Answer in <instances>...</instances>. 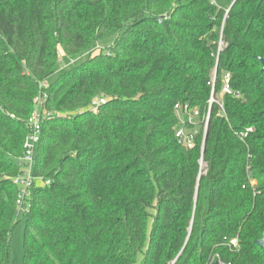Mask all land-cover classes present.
<instances>
[{"label": "trees", "instance_id": "16d2710c", "mask_svg": "<svg viewBox=\"0 0 264 264\" xmlns=\"http://www.w3.org/2000/svg\"><path fill=\"white\" fill-rule=\"evenodd\" d=\"M260 59L264 0H231L227 14L213 0H0V264L18 223L23 264H264ZM227 72L239 97L223 95L220 115L211 82L219 96ZM44 80L59 116L43 122L35 175L50 183L15 224ZM177 104L199 111L193 149L176 138Z\"/></svg>", "mask_w": 264, "mask_h": 264}, {"label": "built area", "instance_id": "2783aa9c", "mask_svg": "<svg viewBox=\"0 0 264 264\" xmlns=\"http://www.w3.org/2000/svg\"><path fill=\"white\" fill-rule=\"evenodd\" d=\"M215 3V0H213ZM229 12V8L226 9V14ZM223 49V41H220V46L218 49L219 52ZM216 78L214 77L211 85H212V93L209 99V108L216 103L220 108V115H225V106L223 101V95H236L239 97V93H235L232 88V75L230 72H227L222 77V91L221 96H215L214 86H215ZM49 86L48 80H44L40 82V91L34 97L33 104L34 109L27 120L28 133L25 137L23 143V152L22 155L18 158L17 162L20 168V173L13 178V183L17 186L18 193L16 199V215L22 216L26 214L29 210V198L32 193V189L36 184L39 185H48L50 183L49 180H43L35 175V152L37 145L39 144L42 137V128L43 122L48 119H52L55 116H59L56 112H51L46 108V101L48 100L49 94L46 89ZM106 103L105 98L96 99L93 101L91 109L96 111L101 105ZM178 116L179 122L175 129V135L178 142L187 149H193L196 143V135L198 133L197 124L198 122H194L193 119L195 117L199 118V111L197 109H190L187 106L183 107L181 104H177L175 106ZM210 111L207 113L204 124V138L208 127ZM254 131L253 127H249L246 130L238 133L239 138L242 141H245L247 136ZM205 143V139L203 140V144ZM202 163V161H201ZM247 178L248 185L256 190L257 181L253 175L251 170V166L247 167ZM229 246L232 248L239 247L238 238H233L229 241ZM214 261V260H213ZM212 261V262H213ZM211 262V263H212ZM217 264H226L222 261L218 260ZM230 264V263H227Z\"/></svg>", "mask_w": 264, "mask_h": 264}, {"label": "rangeland", "instance_id": "374dc122", "mask_svg": "<svg viewBox=\"0 0 264 264\" xmlns=\"http://www.w3.org/2000/svg\"><path fill=\"white\" fill-rule=\"evenodd\" d=\"M215 3H216V5L219 8H222V9H227V8H229L231 6V0H215ZM97 52L98 51L96 50L95 53H97ZM84 58L85 57H82L81 59H84ZM81 59H79L78 61H80ZM71 63L72 62H70V61L69 62L66 61V64L64 66H61V68L64 67V69H66L68 67H65V66H68ZM219 96H221V93L219 94ZM176 114L178 115L177 110H176ZM193 121L196 122V123L198 122V124H199V118L198 117H195L193 119ZM201 165H202V171H204L206 169V165L204 163H201ZM256 181H257V179H256ZM20 219H22L21 216L17 217V215H15V218H14L15 224ZM23 236H24V224L23 223H18V224L15 225V227L13 229L12 238H11V249H12V261H11V264H23V258H24ZM140 259L141 258L139 257L137 264H140V261H141Z\"/></svg>", "mask_w": 264, "mask_h": 264}, {"label": "water", "instance_id": "95a60500", "mask_svg": "<svg viewBox=\"0 0 264 264\" xmlns=\"http://www.w3.org/2000/svg\"><path fill=\"white\" fill-rule=\"evenodd\" d=\"M260 62L262 64V69L264 70V59H260ZM257 244L264 249V234L262 236V238H260L259 240H257Z\"/></svg>", "mask_w": 264, "mask_h": 264}]
</instances>
